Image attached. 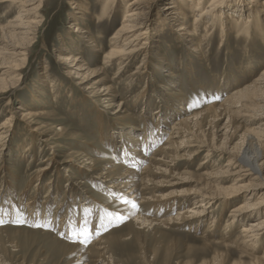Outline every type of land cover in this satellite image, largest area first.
<instances>
[{"label":"rangeland","instance_id":"1","mask_svg":"<svg viewBox=\"0 0 264 264\" xmlns=\"http://www.w3.org/2000/svg\"><path fill=\"white\" fill-rule=\"evenodd\" d=\"M40 1L35 5L41 4L35 10V19L41 22L35 42L25 49V64L15 68L10 76L15 78L11 81L17 80V83L0 88V264H250L251 259L243 249L226 250L218 243V237L225 233L221 230L225 228L230 210L249 197L253 199L251 191L239 195L228 205L213 235L214 232L205 234L207 222L221 209V200L211 203L210 208H198L204 211L202 221L194 219L184 225H144L142 218H155L146 212L149 205L136 204V217H124L120 206L129 205V202L124 203L126 200L121 193L109 190H112L110 185L125 179L121 175L127 166L132 165L135 173L140 174L147 164L143 158L136 165L123 159L124 147L117 143L121 141L120 128L128 129L133 125L138 128L140 131L135 138L140 142L139 155L153 156L168 138L167 133L175 120L191 117L225 101L227 93L236 86L229 87V91L220 87L216 92L223 77L233 76L240 85L257 77L264 68V42L242 39L235 33L228 34L226 40L220 42V29L216 26L207 34L200 54L195 53L196 38L187 37L192 42L189 43L178 36L177 24L171 25L172 21L166 20L162 31L152 35V30L157 28L154 27L155 14L162 5L170 3V0H152L148 15L150 25L146 30L148 40L140 39L138 44H133V48L145 44L144 51L133 50L123 58L104 64L111 47L109 41L121 25L125 1L117 0L114 6H107L101 22L97 17L106 0ZM71 1L87 6L88 13L77 24L91 32L98 52H93L95 48L88 47L85 38L80 39L78 32H74V20L80 11L70 4ZM227 1L232 5L236 0ZM224 13L218 14L222 17ZM16 15L15 6L0 3V28L10 31V25L16 24L13 21ZM199 32L205 36L203 27ZM5 37L0 35V50L11 49L9 45L13 44ZM69 52L72 56L82 55L87 65H78L95 69L96 73L86 78L69 75L68 66L72 62ZM6 66L0 59V82L5 80ZM168 70L172 76H167ZM43 72L45 74L40 75ZM179 90L183 102L172 101ZM51 91L57 95L53 96ZM257 103L264 105V102L255 101L249 106ZM23 110L33 115L25 118ZM159 115L160 124L157 123ZM218 115L217 118V114L211 112L201 122L194 142H204L208 147L191 156V160H181L194 150L190 139L184 140L185 148L166 150L164 158L155 156L167 163L158 171L166 173L155 177L158 187L148 185L154 187L155 195L164 196L185 189L205 192L233 186V179L207 180L203 175L215 171L220 174L231 156L211 151L209 164H200L212 146L224 147L223 151H238L243 132L248 127H260L264 117L246 123L250 119L245 112L239 115L220 112ZM99 116L103 118L101 129L97 123ZM159 126L162 128L160 138L152 145L149 132L157 135ZM112 130L116 133L117 148L121 149L118 156L112 152V142L108 138ZM145 133L147 141L143 137ZM81 154L96 159L97 171L86 170L90 160L82 158ZM175 155L178 157L171 160ZM261 162L264 175V158ZM119 164L125 168L118 169ZM98 170L106 174L102 181L95 178ZM179 174L188 176L191 181L183 183L177 178ZM182 196H186V203L176 208L172 216L179 210L197 207L191 201L195 194ZM164 211H157L159 221L164 220ZM137 216L142 218L138 220ZM234 221L236 227L231 229L232 237L242 227ZM83 230L90 232L86 245L79 243L78 234ZM99 238L103 243L95 246ZM260 243L263 250L264 237ZM73 245L85 248L87 255L83 258L80 252L75 253Z\"/></svg>","mask_w":264,"mask_h":264},{"label":"bare ground","instance_id":"2","mask_svg":"<svg viewBox=\"0 0 264 264\" xmlns=\"http://www.w3.org/2000/svg\"><path fill=\"white\" fill-rule=\"evenodd\" d=\"M82 1L84 3L87 2L85 0ZM116 1L117 0H106L103 3V8L101 10L100 16L97 17V20L99 22H101L104 16H106V7L114 6ZM121 1H125L124 11L122 13L123 18L120 27L109 41L111 47L109 53L104 58V61H106V63L104 64H109L110 61L115 58H123L124 56L132 53L133 50L144 51L145 47L143 46L145 44L141 43L140 45L139 43L140 46L137 45V48H133V44H138V41L140 39H142V41L148 40V33H146V30L149 27L148 25H150L148 15L150 14L152 9V0ZM226 1L227 0H170L169 4L167 3V5H162L159 12L155 14L154 18L156 25L154 27L157 28H155V30H152V35L162 31L161 28L166 20L172 21L171 25L177 24L178 28L176 32L178 36L183 37L184 39H186L187 37H193L194 39L196 38L197 41H194L196 45H193V51L195 53L198 52V54H200V48H202L206 43L207 34L215 29L216 26L220 29V42L226 40L225 38L230 33H235L236 36H240L242 39L244 38L249 40L252 38V40H260L261 42H264V0H236L232 3V5L227 4ZM38 2L41 1L0 0V3H10V5L17 8L16 19L13 20L14 22H16V24L10 25L11 30L5 31V29L0 28V35L6 36V39L13 42V44L9 43L11 49L0 50V59L2 62L7 64V69L3 73V75L5 74V80L0 82L1 89L11 87L12 85L17 83V80L11 81L15 79L13 77H10L12 75V71L17 67H22L25 64V49L27 47L29 48L35 42L36 30L41 23L37 19H35V17H37L35 10L38 6L40 7L41 5L39 4L35 6ZM70 4L74 5V7H78V10L80 11L78 13L79 17L74 20V23H76L74 32H78L80 39L81 37L85 38V42H88V47L93 49L95 48L93 52H98V45L94 38L90 36L91 32H89L85 28L82 29L81 27H79L80 24H77L78 22H80L79 20L83 19L82 16L88 13L87 6H85L84 4L77 5L73 1H71ZM222 12H226L223 14V18L221 17V15H219ZM218 17H221L219 21H217ZM189 20H191V23L189 22ZM200 27H203L205 36L200 35ZM187 41H189V43L191 42V40ZM6 44L8 45V43ZM220 44H223V42ZM1 55H3V57H1ZM68 57L72 59V62L68 66L69 75H72L75 78H86L96 73L95 69L91 70L88 68H82V66L87 65L82 55L77 54L76 56H72L71 52H69ZM79 63H82V66L78 65ZM44 74L45 73L43 72V74L40 75L43 76ZM170 75L172 76L171 72L168 70L167 76ZM235 81L233 76H225L222 80H220L221 85L217 86L216 92H218V89L220 87L224 88V90H228L229 87L236 86L229 93H227L225 101L223 103L217 105L213 104L200 113L197 112L195 114H192L191 117H181L178 119L176 118L177 120H175L172 124L170 132L167 133L168 138L161 143L163 145L157 147V150L153 154L154 157L151 156L149 158H146L139 155L140 153L137 148H140V142H138V140L135 138L137 137L136 134H138V132L140 131L138 128L134 127V125L130 126L128 129L120 128L118 133H120L119 137L121 138V141H117V143H121L124 147V149H122L124 153L123 159L127 158L130 163H134L136 165L138 164L140 158H143V160L147 161V164L144 166L143 171L140 174L135 173L132 165H129L125 168L123 164H119V166L117 167L118 169L121 170L125 168V172L121 175V177L125 179L121 181V183L112 186L110 185L112 190L109 191L115 194L121 193L123 195V199L129 202V205L126 204L120 206V208L123 210L122 214L125 215L124 217H128L131 219H134L136 217L135 210L131 207V204L133 203L137 205H149L150 207L148 206L147 208H145L146 212L151 213L155 218L151 219L137 216L138 220L142 218L141 223L144 225H184L185 223L193 221L194 219H204V211L198 210V208H210L211 203H214L216 200H221L223 204H221V209L218 210L217 215L214 218L210 219L209 222H207V232L205 231V234H207L208 232H214L213 235H215L216 228L221 222L223 211L228 207V205L233 203L232 201L239 195L251 191L250 196H253V199L252 197H249L243 202L235 205L230 210L231 213L229 214L228 221H226V225H224L225 228L224 230H221L225 231V233L222 234L220 232L222 235L220 234L221 236L218 237V243H221L223 247L226 248V250L237 249L238 251H241V249H243V252L246 255H249L251 259L250 264H264V248H262L263 250H261L260 247V241L264 237V175L263 162L260 163V161L264 158V120L259 124L260 127H248V129L243 132L242 145L238 151H223L224 147L220 148L219 146H212V148H208V152L206 151L207 153L204 160H202L200 164L201 166L209 164L207 160L211 156V153H209L211 151L224 152L227 155L231 156V158L225 165L226 168L219 171L220 174L216 173V171L211 173H204L203 175L205 176V178L207 180L213 179L215 181H218L217 179H220L221 177H223L222 179H233V181H235L233 186L229 188L212 190L208 189L205 192H202L201 190L193 191L185 189L181 191L170 192L164 196H162L161 194L155 195L152 189L154 187H158L159 185V182L155 181L156 175L160 176L161 174H164V172L166 173V171H161V174H159V168L163 165H167L165 161L163 162L164 159H156L155 156H163L164 158L166 150L185 148L184 140L187 139L193 140L191 148L193 147L194 150H191V154H189V157L188 155L186 158L182 157V161L191 160V156H195L203 152V149L208 147L204 142L196 141L195 144L194 141L196 133L201 128V125L203 123L202 121L206 120V116L210 115L211 112L217 114V118L220 117V115H218L220 112L231 115H239L240 112H245V114L247 115L246 117L250 119V121H245L246 123H251L258 118L264 117V105H261L262 103H257V105H254L253 107L249 106V104H252V102L255 101L264 102V68L261 69L256 78L252 79L245 85H240L237 81ZM109 88L110 87H108V89ZM51 93L53 96L54 94L57 95L55 91H51ZM181 96L182 92L179 90L177 94L173 95L172 101L183 102ZM179 109H182V107H180ZM23 111L26 112V114L24 115L25 118L33 115L31 112H28L26 110ZM175 113H178V111H175ZM208 118L210 117H207V119ZM199 119L201 121H198ZM160 122L161 116L159 115L157 117V123L160 124ZM97 123L99 129H101V126L103 124V118L101 116L98 117ZM160 127L161 126H159V128L157 127V135H153L151 132H149V135L145 133L143 136L144 140L147 141V137L151 135L152 145L154 143H157L158 138H160V132H162V128ZM115 135L116 133L115 131H113L112 133H110L108 138L110 139V143L112 142V152L115 155L117 154L118 156V151L120 152L121 149L119 147L117 148L118 145L115 143V139L117 137ZM125 144L128 145L125 146ZM165 146H167V148H165ZM81 155L82 158L90 160V165L86 170L90 173L94 172L95 170L97 171L98 168L95 167L96 159L89 157L87 158V156L84 154ZM176 157L178 156L175 155V158H169L172 160L176 159ZM181 160L178 159V161ZM175 166L176 165H173V167ZM105 175L106 174H104L102 170H98L95 178L102 181V179L105 178ZM185 175L179 174V177L177 178L180 179L183 183L188 181L190 182V178ZM28 185L29 183L26 185L25 189L28 188ZM148 185H152L154 187L149 188ZM114 189L116 191H114ZM186 193L195 194L193 200L191 201H194V204H196L197 207L186 210H179L174 216H172V213L173 211L175 212L176 208L183 206L186 203L184 201L186 196L185 198L184 196H182ZM158 210L168 211H164L165 216H163L164 220L162 221H159V219H157ZM234 219L237 220V224L242 225V227H240V229L238 230L239 233H237L236 236L234 235V237H232L231 229L233 228V226L236 227V222L234 221ZM102 240V238L97 239L94 242L96 243V245H93H102ZM99 249L101 250V248ZM72 250L75 253L80 252L79 254L83 258L85 257V254L88 253L85 248L80 247L79 245H73ZM93 250H95V248H93Z\"/></svg>","mask_w":264,"mask_h":264},{"label":"snow or ice","instance_id":"3","mask_svg":"<svg viewBox=\"0 0 264 264\" xmlns=\"http://www.w3.org/2000/svg\"><path fill=\"white\" fill-rule=\"evenodd\" d=\"M124 203H127V201H124ZM131 207L133 209H136L138 206L135 203H133V204H131ZM117 219H120L121 223L123 222L122 218L117 217ZM105 230H107V229L105 228ZM78 235L80 237L79 243H81V244H85L86 245L87 242L90 240V232H89V230H83Z\"/></svg>","mask_w":264,"mask_h":264}]
</instances>
